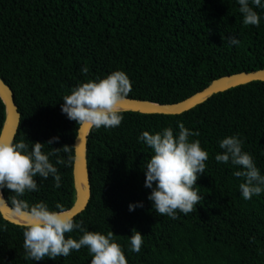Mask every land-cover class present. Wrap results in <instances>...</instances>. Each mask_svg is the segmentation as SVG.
<instances>
[{
	"label": "trees",
	"instance_id": "16d2710c",
	"mask_svg": "<svg viewBox=\"0 0 264 264\" xmlns=\"http://www.w3.org/2000/svg\"><path fill=\"white\" fill-rule=\"evenodd\" d=\"M258 26L244 25L236 0H0V78L20 113L14 140L43 143L61 175L37 180L29 204L70 208L74 140L79 125L62 113V97L77 83L116 69L130 79L127 97L179 102L214 79L264 69V9ZM240 43L230 45L228 36ZM89 68L87 76L80 69ZM118 127L90 129L86 154L91 195L75 220L89 230L113 231L127 264H264V193L245 200L238 166L215 160L218 142L238 134L264 174V82L251 81L213 94L180 114L124 111ZM5 106L0 98V130ZM199 131L208 152L194 186L202 196L187 215L172 219L152 207L144 163L151 149L137 137L176 121ZM58 137L52 144L47 142ZM59 148V149H53ZM67 148V151L64 149ZM57 161H60L59 163ZM8 203L14 193L1 190ZM142 207L129 211V203ZM143 235L130 250L131 230ZM77 237V232L66 233ZM23 232L0 213V264H89L87 248L66 257L26 259Z\"/></svg>",
	"mask_w": 264,
	"mask_h": 264
},
{
	"label": "clouds",
	"instance_id": "9594fccd",
	"mask_svg": "<svg viewBox=\"0 0 264 264\" xmlns=\"http://www.w3.org/2000/svg\"><path fill=\"white\" fill-rule=\"evenodd\" d=\"M236 3L244 25L260 24L262 17L256 9H264V0H236ZM226 39L230 45L240 43L237 36L230 35ZM80 71L87 76L89 68L85 65ZM130 91L129 77L123 70L116 69L77 83L63 95L61 111L77 125L88 129L115 128L123 120L120 102ZM199 135L198 130L193 131L177 120L175 130L172 126L153 132L142 130L137 137L151 149L150 158L144 163V185L151 189L147 198L155 212L176 219L178 211L187 215L202 199L194 186L198 176L205 173L208 152L202 148L199 139L194 138ZM54 140L58 137H52L47 143L51 145ZM243 144L238 134L225 136L219 140L221 151L214 158L218 163L238 166L233 175L241 178L240 193L249 200L264 193V174L252 155L243 150ZM42 148L41 142L29 145L23 139L0 140V190H11L14 196L9 207L17 214L26 215L25 223L19 225L23 232L25 258L32 261L45 257L56 259L86 247L91 257L89 264H127L113 231L104 234L89 230L59 204L50 208L44 201L29 204L21 199L26 192L39 191L37 176L43 179L51 176L53 186H61V175L50 160L55 152L45 153ZM0 197H3L2 193ZM142 206V202L128 205L129 211ZM72 232H77V237H66V233ZM129 242L131 251L140 252L143 235L132 229Z\"/></svg>",
	"mask_w": 264,
	"mask_h": 264
},
{
	"label": "water",
	"instance_id": "95a60500",
	"mask_svg": "<svg viewBox=\"0 0 264 264\" xmlns=\"http://www.w3.org/2000/svg\"><path fill=\"white\" fill-rule=\"evenodd\" d=\"M256 80L264 82V69L243 71L219 77L211 81L204 89L179 102L160 104L148 100L126 97L120 102V107L124 111H136L145 114H180L204 102L215 93ZM0 98L5 106V119L0 130V140L14 139L19 125L20 113L14 100L12 90L1 78ZM89 131L90 129L79 126L74 140L72 173L75 200L73 205L65 210L69 215H73L74 217L86 208L91 195L86 154ZM0 193H2L1 190ZM0 213L4 219L17 225L23 224L26 221V215L24 213L17 214L13 208L9 207V203L4 196L0 197Z\"/></svg>",
	"mask_w": 264,
	"mask_h": 264
}]
</instances>
